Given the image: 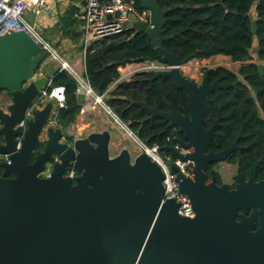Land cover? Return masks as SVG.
I'll return each mask as SVG.
<instances>
[{
  "label": "water",
  "instance_id": "1",
  "mask_svg": "<svg viewBox=\"0 0 264 264\" xmlns=\"http://www.w3.org/2000/svg\"><path fill=\"white\" fill-rule=\"evenodd\" d=\"M140 1L151 11L152 26L135 22L133 28L149 37L155 59L169 65L152 78H169L186 92L187 102L181 113L168 102L164 111L136 103L148 118L163 120L159 134L174 127L183 138L177 143L191 148L182 155L161 147L190 162L191 177L176 174L175 181L193 216L178 215L173 199L161 200V171L145 153L132 157L122 148L110 156L107 129L69 141L65 129L45 127L51 102L34 107L24 129L17 126L39 91L49 87L52 72L34 78L43 48L25 30L8 29L0 34V89L7 93L0 98V154L7 155L0 162V264H264V202L257 194L264 181L249 179L227 190L204 172L206 161L235 146L202 154L216 125L201 128L204 97L223 85H207L204 78L197 86L180 73L190 56L179 59L161 47L164 11L156 0ZM145 61L151 60H134Z\"/></svg>",
  "mask_w": 264,
  "mask_h": 264
},
{
  "label": "trees",
  "instance_id": "2",
  "mask_svg": "<svg viewBox=\"0 0 264 264\" xmlns=\"http://www.w3.org/2000/svg\"><path fill=\"white\" fill-rule=\"evenodd\" d=\"M136 1L142 8L140 0ZM156 4L164 11L161 34L166 39L161 47L179 59L187 55L197 60L224 55L234 62L244 61L250 59L249 49L255 40L256 57L263 63L260 67L255 63L242 65L240 73L245 75V80L255 91L264 113V0H156ZM251 6L253 18L249 13ZM76 26L72 11L59 23L62 32L73 38L80 35ZM138 57L156 60L150 39L144 32L129 30L94 41L85 52L83 76L97 95H104L106 105L139 138L147 144L162 147L166 136L176 134L177 130L169 128L159 134L165 124L163 120L148 118L146 110L136 102L142 101L163 111L167 101L177 110L178 106L185 108L186 94L175 88L169 78H152L153 72L147 71L135 72L129 79L121 80L109 89L120 78L119 68ZM53 74L52 84L64 87L66 107L58 109L57 121L65 127L74 122L81 109L76 96L77 83L65 70L57 68ZM217 74L225 83L234 81L232 74L223 72L222 68H218ZM219 97L222 98L212 97L205 102V113L210 119L219 109L224 123L221 132L228 134L238 129L242 133L259 132L252 100L242 96L241 90H221ZM240 118H249L248 124L253 126L252 129L246 127L247 122L239 121ZM66 138L72 140L70 136Z\"/></svg>",
  "mask_w": 264,
  "mask_h": 264
},
{
  "label": "built area",
  "instance_id": "3",
  "mask_svg": "<svg viewBox=\"0 0 264 264\" xmlns=\"http://www.w3.org/2000/svg\"><path fill=\"white\" fill-rule=\"evenodd\" d=\"M82 2V30L83 42L85 50L94 41L101 40L113 35L121 34L129 30H134L135 22H141L147 27L152 26L151 11L146 7H139L136 0H80ZM33 5V0H0V34L8 29L25 30L35 42L41 46L44 52L52 59L60 62L59 69L70 73L77 83L76 92L84 96H94L95 100L113 116L114 121L120 126L124 133L136 144L139 153H145L149 159L155 163L161 171L162 196L161 200L171 198L177 204L176 212L184 217H192L193 211L189 199L178 191L175 175L180 174L183 177H191L189 160H181L172 155L169 151L163 150L157 144H147L139 138L124 122H122L103 101L104 95H97L89 85L84 76L77 74L74 68L65 62L55 51L50 40L43 32L31 24L25 17L27 10H30ZM41 12V8L37 9V13ZM11 20V25L6 26V22ZM197 59H192L194 64ZM141 66L132 72L121 74L120 80L129 79L133 73L138 71L167 70L169 65L166 63L154 61L139 62ZM122 68V67H120ZM2 95L0 94V98ZM54 101L55 106L51 108L46 126L61 127L57 121L58 109L66 107L64 87L62 85L52 86L41 89L33 102L28 106L23 114V117L18 122L17 126L23 129L27 125V121L34 116L33 108H42L48 101ZM89 105V104H87ZM86 105V106H87ZM82 108L81 111H83ZM21 136H17L18 144L20 145ZM167 145V143H164ZM171 147L179 154L185 155L189 153L188 149H182L177 142H173ZM7 160L6 154H0V162ZM171 166L175 167V172L171 170ZM72 175V174H71Z\"/></svg>",
  "mask_w": 264,
  "mask_h": 264
},
{
  "label": "flooded vegetation",
  "instance_id": "4",
  "mask_svg": "<svg viewBox=\"0 0 264 264\" xmlns=\"http://www.w3.org/2000/svg\"><path fill=\"white\" fill-rule=\"evenodd\" d=\"M206 59L207 60L205 61H210V60L213 61V56ZM229 61L234 62L231 61L230 59ZM237 63L239 64V66L236 71H232L228 67L221 65L209 66L202 68L199 74L196 73L197 77L195 78L188 75H184L183 72H180L184 77L188 78L189 80H192L197 86L202 83L204 78H206L207 85H211L212 83L215 82L223 85V87H219L209 91L208 95L204 97V104L207 100L211 99L212 97L222 98L219 97L221 90H225V89L231 90L234 88L241 90L242 96H247L249 99L252 100L256 115V117H254V120L259 122L257 128L259 132L257 133H251V132L242 133L241 129H238L236 132L228 133V134L221 132V130L224 128V123L221 119V114L218 108L216 110L214 117L212 118L210 117V119L206 116L205 109L202 115L201 128L203 131L209 130L213 126L214 121H216V125L213 128V134L209 135V137L205 142L204 150L202 153L203 155L217 154L229 148L233 143L235 145L227 153H225V155L221 159L214 161H206L204 163V172L205 175L207 176V180L210 177H212L213 183L216 187H221L222 185H224L227 188V190H235L236 186L239 183L241 182L246 183L249 179L252 180L253 183L264 181V113L260 108L259 101L257 99L255 91L245 80V75L240 73V67L242 65H245L247 63H255V62H252L251 59H246L244 61H239ZM196 65L199 66V63L197 62ZM218 68H222L223 72L226 71L232 74L234 81L231 83L223 82L222 77L217 74ZM196 71L197 68L194 69V73ZM147 72H152V71H147ZM233 83H238V85H234ZM227 96L228 95H226L225 97ZM183 109L185 108L178 106V109L175 110L181 113ZM239 121L247 122L246 127L252 129L253 126L248 124V122L250 121L249 118H240ZM170 128H174V127H170ZM178 139L183 140L181 133L176 131V134L167 135L165 141L168 146H171V144L173 142H177ZM181 148L188 149L189 152H191V148H183V147ZM210 173H212V175ZM257 194H260L262 202H264V185L261 188V190L257 192ZM251 211L252 208L249 207L246 215H248ZM237 213H240V210H237ZM236 219L237 217L235 216V220ZM258 227H259V219L256 218L254 220V229Z\"/></svg>",
  "mask_w": 264,
  "mask_h": 264
},
{
  "label": "crops",
  "instance_id": "5",
  "mask_svg": "<svg viewBox=\"0 0 264 264\" xmlns=\"http://www.w3.org/2000/svg\"><path fill=\"white\" fill-rule=\"evenodd\" d=\"M38 8H41V12L37 13ZM70 11H72V18L75 19L77 24L76 31L80 32V35L76 38H73L69 35L68 36L65 35L62 32L61 28L59 27L61 18H63ZM82 13H83V7H82V2L80 0H33V5L31 6L30 10H27L25 13L26 19L35 27L41 29V31L42 30L50 31L51 29L52 31H54L57 29L58 30L57 34L59 36L62 34L65 37L70 38L72 41H74L75 42L74 44H77V46L70 45L69 47L73 50L71 51L69 49L67 51V52L71 51L67 56H71V54L74 51H78L77 49H79L80 52L76 56L72 55L71 64L64 59L63 60L67 62L69 65H71L74 68L75 72L81 76L84 75V71H85L84 57L86 52L85 45L83 42V30H82L83 20L81 18ZM216 56L223 57L222 55H215L213 57ZM205 60L207 59H202L197 62L202 63ZM191 63H192V59H191ZM129 64L131 63L126 64L124 68H128ZM59 66H60V62L58 60H54L50 58L45 53V56L43 57L41 63L37 65L36 68L34 69V76H35L34 78H38L44 75L48 71L52 72L51 78H53L54 70L59 68ZM179 70L180 72L184 73L182 65L179 67ZM119 72L121 77L122 72L120 68H119ZM119 81L121 80L118 79L114 83H112L109 86V89H112L115 86V84ZM50 84L52 86L59 85V84H52V80ZM0 94L2 96L7 97L6 96L7 93L5 91L0 92ZM76 96H77V102L81 105V109L79 113L76 115V118L73 123L65 127H62L60 125L61 126L60 128L65 129V133H64L65 137L70 136L72 137V139H77V138L85 137L93 131H102L104 129H107L112 136V132L116 130V127L122 130L120 126L114 121L113 116L102 106L101 103L95 100L94 96H84L78 94L77 92H76ZM102 99L104 101V96ZM47 102H51L52 107L55 106L54 101L48 100ZM5 104H9V100H6ZM82 108H84L83 111H81ZM95 112H98L100 115H95Z\"/></svg>",
  "mask_w": 264,
  "mask_h": 264
},
{
  "label": "rangeland",
  "instance_id": "6",
  "mask_svg": "<svg viewBox=\"0 0 264 264\" xmlns=\"http://www.w3.org/2000/svg\"><path fill=\"white\" fill-rule=\"evenodd\" d=\"M250 15L253 18L254 17V11H253V6H251L250 8ZM11 20H8L6 22V26L11 25ZM41 30V29H40ZM43 34L50 40L51 44L54 46L55 51L57 52V54L64 60H66L67 62H69L71 64V58L72 55L76 56L78 55L79 49H77L78 51H74L71 56H67L73 49H71L69 46L70 45H76L74 44L75 42L72 41L70 38L65 37L64 35H58V30H54L52 31V29L50 31H43ZM71 50L70 52H67L68 50ZM256 48H255V40H253L252 46L249 49V58L251 59L252 62H255L256 65L258 67H260V65L263 63V60H259L256 58V52H255ZM215 65H221V66H226L228 67L230 70L232 71H236L238 69L239 64L237 62H230L228 57L223 56H216L213 57V61H203L202 63H199V66H196L193 64V62L191 63V60H189L185 65H182V68L184 70V75H188L191 77H197L196 73L199 74L202 70V68L205 67H209V66H215ZM139 66H141V63H137V62H133L131 64H129L128 68H124L125 66H123L122 68H120L121 70V74H124L125 72H132L134 70H136L137 68H139ZM197 68V71L194 73V69ZM145 71V70H143ZM259 72L261 73V70L259 69ZM124 80V79H122ZM95 115H100L98 112H95ZM94 116V115H93ZM102 116V115H101ZM84 131V130H83ZM122 148H127L130 151L131 156H135L136 154H138V150H137V146L136 144L130 139V137L124 133L123 131L118 129L116 127V130L112 132V136H111V140H110V147H109V151H110V156H115L116 154L119 153V151Z\"/></svg>",
  "mask_w": 264,
  "mask_h": 264
}]
</instances>
